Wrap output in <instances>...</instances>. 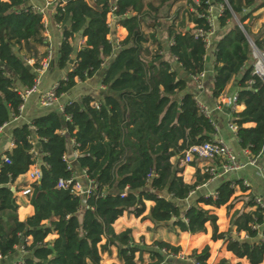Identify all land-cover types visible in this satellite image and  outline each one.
I'll list each match as a JSON object with an SVG mask.
<instances>
[{"label": "trees", "instance_id": "trees-1", "mask_svg": "<svg viewBox=\"0 0 264 264\" xmlns=\"http://www.w3.org/2000/svg\"><path fill=\"white\" fill-rule=\"evenodd\" d=\"M257 1L187 0L189 8L179 18V7L166 28V46L151 35L156 47L149 52L141 23L144 18L154 20L159 5L115 0L114 22L127 31L116 42L108 39L106 17L111 0H53L51 22L61 32L58 67L70 66L57 81V96L69 94L78 81L97 72H101L105 91L99 97L72 100L63 113L55 107L29 124L9 126L13 147L0 153V259L18 256L15 247L30 237L23 243L27 251L23 264H101V254H109L112 246L123 264L144 262V254L148 264H191L187 259L207 264L208 246L181 259L177 257L182 254L179 246L154 241L140 247L128 230L115 233L113 223L127 213L171 232L205 233L208 225L211 240L224 241L226 250L236 258L248 264L263 262L264 212L252 199L248 202L251 209L232 213L227 232L218 230L213 213L214 208L224 206L228 211L233 206L235 188L241 181L223 179L214 194H198L197 188L211 175L200 170L197 160L187 164L194 168V181L183 180L185 151L211 140L216 128L213 119L199 111L194 89L187 90V80L164 59L166 50L189 81L205 71L207 49L201 38H194V32L208 30L201 15L210 4H222L223 12L216 19L220 36L213 52L211 98H220L236 79V103L244 107L231 111V122L236 126L239 148L256 157L264 146V84L251 74L250 44L263 48L264 35L251 30L253 17L243 23L261 8ZM77 37L84 42L75 49ZM44 46L42 15L27 0H0V127L19 114L20 93L34 85L35 70L46 55L45 51L38 56L37 49ZM28 60L33 61L30 69L23 64ZM64 114L70 119L65 121ZM70 139L76 142L73 165L65 157ZM32 147L37 158L30 152ZM34 163L40 178L29 184L31 194L26 196L33 214L21 221L12 185L18 191L28 184L24 179L16 182ZM78 172L95 183L88 196L57 187L60 180ZM145 201L153 203L147 211ZM232 227L245 237L231 236ZM51 234L55 237L46 240ZM217 264L229 261L221 259Z\"/></svg>", "mask_w": 264, "mask_h": 264}, {"label": "crops", "instance_id": "crops-1", "mask_svg": "<svg viewBox=\"0 0 264 264\" xmlns=\"http://www.w3.org/2000/svg\"><path fill=\"white\" fill-rule=\"evenodd\" d=\"M1 1H7V0H1ZM47 0H27V4L29 6H37L42 7L45 5ZM53 2V0H52ZM149 2V1H147ZM147 2L144 1L146 4ZM163 2L162 0L158 1V4ZM180 2V1H178ZM171 3H168L170 6ZM175 6V4L171 5ZM170 6V7H171ZM181 7V6H180ZM146 8V6L144 7ZM179 9V7L175 10V12ZM186 9V7H183L179 11V18L182 16V11ZM260 9V8H259ZM51 12L52 8L47 11L46 20L48 23V32H49V42L48 45H50L56 52L54 57V65L50 66V61L48 64V67L43 71V73L37 77L39 78V91H43L48 89L51 85L56 83L59 79L63 78L65 76V73L70 70V66L65 67L64 69H60L58 67L57 62V51L58 47L61 41V32L58 27H56L55 24L51 22ZM174 12V14H175ZM152 15L154 14L151 12ZM173 14V15H174ZM158 15V13H157ZM156 15V18H157ZM172 15V16H173ZM155 18V19H156ZM145 19V18H144ZM143 19V21H144ZM114 18L112 20H109V34L108 39L120 41L123 40L126 35L127 31L125 28L121 27L120 25L116 24L114 22ZM192 24H190L188 27H191ZM187 27V28H188ZM154 29V28H153ZM251 30L254 32V30L251 28ZM143 32V31H142ZM144 33V32H143ZM256 33V32H254ZM146 34V33H144ZM154 39L161 42L158 38L159 34H153L152 35ZM165 36H166V29H165ZM219 34H217V31L212 38L213 44H216V41L219 39ZM148 39L151 38V35H147ZM167 38V37H165ZM82 37L75 38L73 45L75 49H78L79 41L82 40ZM148 41H151L148 40ZM152 42V41H151ZM149 43V42H148ZM146 44V46L148 45ZM163 47L166 46V39L165 41L161 42ZM47 45V46H48ZM152 45V43H150ZM47 46L39 47L38 50V56H40L42 53L46 51ZM149 52H151V48L148 47ZM164 59H168L169 63L175 69L179 75V77L184 78L188 82L187 90L194 89L193 82L189 81V78L186 77V74L182 71L179 64L175 61V59L170 58L165 50L164 52ZM214 59H213V49L209 50L207 53V58L205 60V67L207 71V77L205 79V88L201 93V99L206 104L208 109L210 111L213 110L214 116L212 117L210 114V117L213 119L215 123L216 128V136L223 139L228 147L231 149V151L235 154L237 159L244 164V166L235 172H230L227 174H224L220 177H216L214 179H210L208 182L203 184V186L198 187L197 191H200L201 193L209 194L212 193L215 186L223 179H234L241 181V188L240 185H237L235 188V194L234 197H238V208L233 209V206L227 211V209L222 206L219 209L214 208L213 213L218 218L220 217V213H222V217L224 214H226V211L229 212L231 209H233L232 213L235 210L238 209H244L249 210L251 207L249 206L248 202L252 198V196L257 195L261 197L264 200V179L262 177V172L264 171V146L261 150V152L253 158L254 163L250 164L248 163V157L244 154L243 150L239 148L237 139L235 136V133L230 131L228 128V124L231 121L229 110V102L231 97L236 93L237 91V85H236V79H233L231 83L226 87L224 93L221 95L220 98L217 100H213L211 98V88H212V81H211V73H212V65H213ZM106 63V61H105ZM32 65V64H30ZM106 65V64H105ZM104 65V66H105ZM101 72H97L92 78L87 79L85 81H78L77 84L73 87L71 92L69 94L62 95L57 103H54L53 105L48 106H40L38 104V92H35L31 94L26 101L24 102V107L22 112L19 115V118L16 121H13L11 124H9L3 131L1 137H0V153H2L5 150H10L12 148L11 146V137H10V129L9 126L12 124H23V123H30L33 118L47 113L52 108L57 107L59 103H64L67 100H79L85 95H91V96H101L103 92L105 91V87L101 84ZM216 105L220 106V109H217ZM243 105H238L236 108V111H241L243 109ZM221 123V126L218 127L217 123ZM252 124H245V126H251ZM66 158L70 161L71 165L74 164V161L76 159V155L74 154L72 150L71 143L68 142L67 144V152H66ZM187 165V164H186ZM198 166L200 170L202 171V168L200 164L198 163ZM193 173L194 168L191 166H188L187 168L184 167V171L182 173L183 180L187 183H192L194 181L193 179ZM76 177H80V172L76 173ZM21 179H24V177L18 178L16 183H19ZM241 196V197H240ZM19 201V208L17 210V217L19 220L24 221L27 217L31 216L33 214V207L27 202L26 197H18ZM188 203V200L186 201ZM153 203L151 201H145L146 211L148 210L149 206ZM220 212V213H217ZM232 213L229 215L227 221H226V227H224L225 223H217L218 230L220 232H227L229 230V222L230 217ZM220 220V219H219ZM113 230L115 233H120L122 231L128 230L131 233V236L133 238V241L136 243H145L146 245L152 244L154 241H165L167 243H170L174 246H179L183 252V254L191 253L193 250H197L198 252L201 251L205 246L209 247V258L211 254H217V252H220V260L221 259H227L229 261V264H235L237 262H240L241 264H248L245 259H239L236 258L231 252L226 250V243L222 240H211V229L207 225L206 226V232L205 233H197V234H188L186 232H171L166 227L162 225H154L152 222H150L147 219H141L140 217H135L133 214H127L123 213L121 217H119L114 223H113ZM230 235L233 237L243 238L245 237V234L243 232L237 233L235 232V228H231ZM55 237L54 234L49 235L46 240H52ZM114 248V252H112V249ZM111 252L103 253L101 254V264L103 262L110 261V264L117 263V264H123L121 261L118 260L116 256V248L112 246ZM181 252V253H182ZM110 255V256H109ZM145 256V260H148L147 254L143 255V259ZM185 256V255H184ZM219 256V255H218ZM208 258V259H209ZM15 259V256L6 258V259H0V264H10ZM212 260V259H211ZM264 261V260H263ZM148 262L146 264H148ZM212 262V261H211ZM208 264V263H207Z\"/></svg>", "mask_w": 264, "mask_h": 264}, {"label": "built area", "instance_id": "built-area-1", "mask_svg": "<svg viewBox=\"0 0 264 264\" xmlns=\"http://www.w3.org/2000/svg\"><path fill=\"white\" fill-rule=\"evenodd\" d=\"M112 5L109 9V12L107 13L106 21L109 26V20H112L114 18L113 12L116 9L115 6V0H111ZM196 2V0H194ZM54 2L52 0H47L45 5L42 7H37V6H31L32 10L41 14L42 15V23H43V36L45 41L49 42V32H48V23L46 20V15L47 11L51 8H53ZM223 12V6L222 4H210L205 13L202 14L201 16L206 20V23L209 27L208 30H203V29H197L194 32V38H201L202 41L204 42L205 48L207 49V53L209 50L215 49V45L213 44L212 38L214 37L217 27H216V19L218 16H220ZM56 27L60 28L59 25H56ZM110 40V39H109ZM84 42V38L79 41V46H81ZM117 42V41H116ZM170 44L172 42H169ZM251 46V74L252 76L258 78L263 84H264V47L261 49H258L255 47L253 43L250 44ZM207 53L203 56V60L205 61L207 58ZM55 50L48 45L46 48V55L41 61V67L39 69H36V76H40L43 71L48 67V64L51 60L54 59L55 57ZM214 59V56H213ZM30 62H33L32 60H28L27 63L32 64ZM207 77V71H202L200 73H197L195 75H192L191 82L194 84V91L195 94L193 96L199 111L205 115L206 117L210 118V110L206 106V104L202 101L201 99V93L205 88V79ZM249 84L252 83V81L248 82ZM39 86V78L36 77L34 85L22 91L20 93V97L22 100V103L18 107L19 114L17 116H12L10 121L8 123L3 124L0 127V137L4 131V129L11 124L13 121H16L19 118L20 113L23 110L24 107V102L26 99L33 93L38 92V104L40 106H48V105H53L54 103H57L58 99L61 97L57 96L56 94V89L58 87V83H54L51 85L48 89L39 91L38 89ZM237 94L235 93L229 102V110L230 111H236L237 108ZM72 100H67L64 103H59L57 105V110L60 113L64 112L65 105L70 104ZM97 106V104H94ZM217 109H220L221 107L216 105ZM69 115L64 114V120H69ZM29 124V123H28ZM215 124V123H214ZM228 128L230 131L234 132L236 131V126L234 123L230 121L228 124ZM61 134L64 132L61 130ZM69 142L71 143L72 150L75 155H77V151L74 150V146H76V142L74 139H70ZM11 146L13 147V141L11 139ZM30 152L32 153L34 158H37L39 156L37 150L35 147H32ZM244 154L247 155L248 157V163L253 164V158L248 155L247 150H243ZM66 157V156H65ZM197 160V162L200 164L202 171L208 172L211 175V178L214 179L216 177H220L224 174L230 173V172H235L241 169L244 164H242L235 154L231 151V149L228 147L226 142L217 137L216 133L212 136V139L206 142H203L198 145H193L189 147L185 153L184 157L182 159V163L184 164H189L192 161ZM5 162H9L7 158H4ZM25 178L26 184L22 188H20L18 191L15 190V186L12 185V189L14 190L15 194L17 197H26L27 195L31 194V187L30 183H33L37 181L40 178V171L37 163H34L31 165L28 169V171L22 176ZM262 177L264 179V171L262 172ZM80 179V180H79ZM58 188H70L71 192L75 193L76 195H83V196H88L91 194L92 190L95 188V183L89 179H86L85 175L80 173V177H76V175H73V177H70L65 180H60L57 184ZM214 194V193H212ZM258 208L262 209L264 212V200L257 196L254 195L251 198ZM254 228V227H253ZM261 239H264L261 236ZM30 241V237L25 238L22 243L17 245L15 247L16 252L18 254L15 255V259L10 263V264H23V258L25 257L27 251L25 249V245L23 244L28 243ZM177 257L183 259L185 256L179 254ZM191 264H197L191 259H187Z\"/></svg>", "mask_w": 264, "mask_h": 264}, {"label": "rangeland", "instance_id": "rangeland-1", "mask_svg": "<svg viewBox=\"0 0 264 264\" xmlns=\"http://www.w3.org/2000/svg\"><path fill=\"white\" fill-rule=\"evenodd\" d=\"M145 2L147 1H150L153 3V5H159V8L156 12V15H157V18L152 20L150 18H145L144 21H142L141 23V31H143L144 33H146V35H153V34H159L160 36L158 37L160 39L161 42L165 41V29L167 28L168 24L171 22V19H172V15L174 14L175 10L178 8V7H186V8H189L188 5L186 4V1L187 0H162L163 2L159 3L158 4V1L159 0H144ZM180 1V2H178ZM168 3H171V5L175 4V6H169ZM261 4V8L258 9L257 11L253 12L251 14V16H249L245 21H244V25L248 24L250 21H251V17H253V20L251 21V28L254 30V32H259V33H263L264 35V2L260 0H258L256 2V5H260ZM154 28V29H153ZM150 40V39H149ZM151 41H149L148 43V47L151 48V52H153L154 50V47L155 46H152L150 45ZM32 63V62H30ZM210 114L211 116L213 117L214 116V113H213V110L210 111ZM217 126L220 127L221 126V123H217ZM184 164V163H182ZM188 165L185 166V168H187ZM80 180V179H79ZM238 197H234V206H233V209H236L238 208L237 206H239V203H238ZM241 197V196H240ZM233 209H231L229 212L226 211V214H224V216L222 217V213L220 212H217V213H220V217L218 218V223L222 222V223H225L224 227H226V221L229 217V215L232 213ZM220 219V220H219ZM140 247H144L143 245H146L145 243H139ZM112 249V252H114V248H111ZM190 254L189 253H186V254H182L181 255H185V256H188ZM219 255V256H218ZM110 256V255H109ZM212 259V260H211ZM212 261V262H211ZM220 261V252H217V254H211L210 255V258L207 260V263L208 264H217L218 262ZM230 262H232L231 260H229ZM148 261L145 260V256H144V262H138V264H146ZM103 264H110V261H107V262H103ZM113 264H117V263H113ZM261 264H264V261L261 263Z\"/></svg>", "mask_w": 264, "mask_h": 264}, {"label": "water", "instance_id": "water-1", "mask_svg": "<svg viewBox=\"0 0 264 264\" xmlns=\"http://www.w3.org/2000/svg\"><path fill=\"white\" fill-rule=\"evenodd\" d=\"M63 2H66V1H68V0H62ZM87 2H89V3H92L93 2V0H86ZM236 21H237V19H236ZM237 23H238V21H237ZM252 43V42H251ZM71 62V61H70ZM23 64H25L26 66H27V68L28 69H30L31 68V65L29 64V63H27V62H25V61H23ZM56 64H58V55H57V62H56ZM54 65V60H52L51 62H50V66H53ZM197 193L199 194V191H197Z\"/></svg>", "mask_w": 264, "mask_h": 264}]
</instances>
